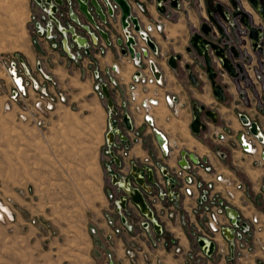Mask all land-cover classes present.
<instances>
[{
	"label": "crops",
	"instance_id": "0c3cea01",
	"mask_svg": "<svg viewBox=\"0 0 264 264\" xmlns=\"http://www.w3.org/2000/svg\"><path fill=\"white\" fill-rule=\"evenodd\" d=\"M234 1L242 11L252 17V26L264 29V24L253 12L247 0ZM134 2L145 8L144 13L141 14L132 3L141 26L149 23H162L164 26L163 32H154L150 35L157 48V55L152 56L151 59L160 73L162 85L139 87L138 101L155 95L159 100L158 105L152 109V115L154 128L166 137L171 147L172 154L170 159L164 161L165 165L171 169L176 167L179 154L185 152L207 159L214 168V173L242 182L248 189V195L236 192L232 202L233 207L240 211L246 220L257 217L259 230L252 239L247 240L254 252L245 250L239 260L228 262L220 253L205 258L198 255L196 241L199 219L194 214L193 202L189 199L179 201L177 207L164 202L152 208L153 218L162 228L161 236H158L153 229L142 230L139 224L134 223L140 220L139 218H135L131 232L121 231L114 235L112 231L119 226V220L112 222L111 219L114 215L116 216L115 212L100 207L93 213L92 233H87L86 255L90 261L89 264H108L109 260H112L113 264H195L197 260H200L201 264H264V250H261L264 247V196L260 194V187L264 185V167L256 166L254 158L242 153L234 143L235 136L241 131V116L256 123L264 135V83L255 81L257 74L264 76V50L263 53H259L252 49L247 32L238 20L233 21L234 30L230 31V26L223 23L217 14L215 15V19L229 37L228 44L235 47L241 56L248 57V62L242 64L243 70L238 77L233 78L222 72V80L219 83L223 85L225 101H218L213 95L204 71L195 69L199 85L194 86L189 81L184 65L191 64L192 58L186 49L189 47L191 35L199 32L203 22L208 21L209 12L215 10L216 5H221L228 13L234 12L231 0H179L178 9H173L169 3L164 4L166 9L164 14L158 11L155 0H134ZM80 22L84 23V19L80 18ZM62 26L64 24L60 23V27ZM114 29L115 32L108 29L112 40L121 33L118 19ZM56 36L61 35L56 33ZM57 37L55 40L38 37L37 47L29 49L24 61L36 80L41 82L43 80L40 75L34 73L37 62L41 64L43 73L52 77V81L47 84L51 98L62 95L61 91H64L66 96L72 94L78 97V106L80 111L82 110L81 115L77 116L78 120L86 128L92 127L93 135L98 141L94 158L99 167L100 176L95 181L94 190L99 201L96 199L86 201L109 202L108 196L114 193V188H112L108 171L112 164L105 153L107 110L105 101L93 91L90 63L93 62L100 70L116 63L120 65V83L111 93L114 103L119 102L123 97L135 69L125 58L119 56L118 50L114 47L100 55L96 54L94 48H90L82 60L71 61L60 48H52V45L57 42ZM172 55L182 57L180 62H176L177 69H172L168 64L169 57ZM241 93H244L243 99H241ZM30 94L34 95V92L30 90ZM167 95L175 97V104L165 103L163 99ZM50 103L57 108L62 106L64 109L69 108L58 100ZM194 104L216 113L215 123L207 120L206 130L198 135L190 130ZM127 112L132 114L137 125L141 123V117L135 114L132 108ZM226 129L230 130L229 135L225 141L218 142L216 136ZM217 148L225 154L224 160L217 157L215 153ZM155 155H159L156 139L151 129H146L142 142L134 145L130 158L126 160V169L123 173L126 174L129 170L130 159L137 161L146 157L155 159ZM199 174L205 180L213 178V175H207L203 171ZM170 214H172L171 218ZM132 215H138V212L133 210ZM110 235L112 239L107 240ZM172 241L180 249L179 253H175ZM214 241L219 248L225 250L226 243L221 236L215 235ZM190 253L194 256L192 260L188 257ZM130 255L133 257L131 258Z\"/></svg>",
	"mask_w": 264,
	"mask_h": 264
},
{
	"label": "rangeland",
	"instance_id": "374dc122",
	"mask_svg": "<svg viewBox=\"0 0 264 264\" xmlns=\"http://www.w3.org/2000/svg\"><path fill=\"white\" fill-rule=\"evenodd\" d=\"M43 16L35 0H0V262L89 264L93 213L100 207L115 212L116 198L86 201H99L94 184L100 170L92 127L77 117L79 99L61 91L69 108L52 104L38 114L31 109L37 96L57 102L47 87L43 95L34 91L18 102L10 99L8 63L19 57L26 65L29 49L37 47L34 23ZM56 17L64 26L71 23L62 9ZM60 38L55 44L61 49Z\"/></svg>",
	"mask_w": 264,
	"mask_h": 264
},
{
	"label": "built area",
	"instance_id": "2783aa9c",
	"mask_svg": "<svg viewBox=\"0 0 264 264\" xmlns=\"http://www.w3.org/2000/svg\"><path fill=\"white\" fill-rule=\"evenodd\" d=\"M35 1L46 14V17L43 16L41 21L36 20L34 23L36 35L45 38L46 40H55L57 37L56 33L60 34L62 28H60V26L56 28L54 21L50 19V17H53L56 22L60 23L56 15L51 12V9L55 6L54 1ZM129 3L132 8V3H134L137 11L141 14L144 13L145 8L141 4L135 3L134 1ZM109 7H111L114 15L113 6L109 5ZM57 10L59 11V7ZM134 14L136 15V13ZM42 20L46 21L45 25L41 23ZM126 23L127 27L123 30L121 29L120 35L114 40L110 38L108 42H105L97 36V32L99 31L108 32L109 28H107V25L105 24L94 25L91 30L88 29L86 32H79V30L75 29L73 25L67 24L68 27L74 28L75 37L86 39L84 44H79L77 39L67 38L66 45H63L62 38H60L61 50L71 61L77 62L82 60L84 54L90 48H94L96 54L100 55L104 54L109 48L114 47L118 50L119 56L125 58L135 69L134 73L130 76L126 91L120 101L114 103L112 99L113 113L106 105L105 96L102 90L103 87H105L111 96V93L120 83L121 67L116 63L104 70H100L93 62L90 63L93 77V91L101 100L105 101L107 110L105 153L112 164L108 169L110 172V181L112 177L119 178L125 175L123 172L126 169V160L130 158L134 145L142 142L146 129H151V133L156 139L159 155H155V159L149 157L140 161L130 159L129 170L127 171L129 172L132 167H144L148 169L153 178L152 184L147 183V186L151 191L146 192L136 185H134V187L139 190L152 213V208L157 204L167 202L174 207H177L179 201L184 199L191 200L193 202V212L199 219L197 226L198 238L196 241L199 249L198 255H200L201 258H205L211 257L215 253H220L221 255H224L228 262L237 261L240 259L243 251L247 250L254 252L247 240L252 239L256 231L259 230V221L257 217L246 220L240 211L235 209L232 204L236 192L248 195V189L242 182L237 181L236 179L227 178L222 174L214 173V168L209 164L207 159L195 157L196 162H193L188 158V154L185 152L179 154L176 167L171 169L165 165L164 161L171 157V147L166 137L154 128V117L152 115V109L158 105L159 100L155 95L152 98L138 101L139 87H160L162 85L160 73L151 59L152 56L157 55V48L155 46V51H152L148 47L147 42H153L150 35L154 32H163L164 26L162 23H149L145 26L139 24L138 30L135 31L129 19L126 20ZM129 38L133 40V43L129 46L132 51V56L126 47ZM93 40H95V43ZM117 40L121 41L120 45L117 44ZM52 48L56 49L57 45L54 43ZM122 51H124L125 54H122ZM247 62L248 57H243L242 64H246ZM7 73L13 82L10 92V99L13 102H18L26 98L29 95L30 90L33 92H39L43 95V91H45L47 87L46 83L52 81L51 76L43 73V68L39 62L36 63L34 73L40 75L43 80L42 82L36 80L19 57L8 63ZM255 81L257 83H264V76L257 74L255 76ZM240 96L241 99H243L244 93H241ZM56 99L60 103L65 102V97L63 95H58ZM163 100L167 104H175V97L170 95L165 96ZM49 101L45 104V102L43 103L42 98L37 96L31 105V109L36 114L48 110L50 111L52 109V104ZM131 108L134 110L135 114L141 117V123H139V125L136 124V120L132 114L127 112V110H130ZM19 116L21 119H24L23 114L20 113ZM124 117L127 118L130 125L129 130L126 128L123 121ZM37 123L39 124V122ZM250 129V121L242 123L241 131L235 136L234 143L242 153L254 158L256 166L264 167V135L259 129L256 134H252ZM229 132L230 130L226 129L218 134L216 136L217 141H225ZM156 135L160 136L159 140ZM110 136L112 137L111 141ZM215 153L221 160H224L226 157L220 148H217ZM115 158L119 161V166L115 165ZM200 171H203L207 175H213V178L210 180L203 179L199 174ZM142 177L145 180L147 179L145 172L142 173ZM112 188H114V193L113 195L110 194L109 198H116L114 202V210L119 218V226L115 227L112 233L116 235L121 231L129 233L133 230V221L131 222V220H129L130 216L133 214V210L138 212V215L135 216L140 220H137L136 224H139L142 230L147 231L153 229L152 222L149 221L129 199H125V209H121V202L117 196L120 194V184L116 183L115 185H112ZM221 189L223 191H221ZM260 194L264 196V185L260 187ZM169 217L171 218L172 214H170ZM109 223L112 224V222ZM155 223L157 222L155 221ZM157 225L159 224L157 223ZM157 235H162V228L160 234ZM215 235L221 236L226 243L225 250L219 248L214 241ZM111 239V235L107 237V240ZM199 241H204L208 245L213 243V252L211 255L207 254L208 250L204 251L203 248L199 246ZM171 243L175 246V253H179L180 249L176 247V243L174 241ZM261 250H264V247H262ZM130 257L132 258L133 256L130 255ZM188 257L191 260L194 258L192 253L188 254ZM108 264H113L112 260H109ZM195 264H201L200 260H197Z\"/></svg>",
	"mask_w": 264,
	"mask_h": 264
},
{
	"label": "water",
	"instance_id": "95a60500",
	"mask_svg": "<svg viewBox=\"0 0 264 264\" xmlns=\"http://www.w3.org/2000/svg\"><path fill=\"white\" fill-rule=\"evenodd\" d=\"M55 6L51 9V12L56 15L57 8L59 11L62 9L65 12V16L68 20L74 25V28L79 30V32H86L88 29L97 24H105L110 31L115 32L114 24L118 22L121 29L127 27L126 20L129 19L133 25L135 31L139 28V22L137 16L134 14L133 8L129 2L134 0H53ZM157 9L161 14L165 13L164 4L169 3L173 9H178L179 0H155ZM253 12L261 19L264 24V0H247ZM232 7L234 9L233 13H228L221 5H216L215 10L209 12L208 21L203 22L199 32L191 35L189 40V47L186 49V52L192 58L191 64L184 65V71L187 72V77L192 85H199L196 68L204 71L207 75V79L210 82L212 92L214 97L218 101H225L224 88L221 83L222 72H225L230 77H238L242 73V63L240 53L237 49L229 45V37L226 35L225 30L218 21L215 19L217 14L223 23L230 26V31L234 30L233 21L238 20L241 26L247 32V38L250 41L252 49L263 53L264 50V29L262 27H254L251 25L252 17L247 13L242 11L237 3L234 0H231ZM110 6L114 8V15ZM58 11V12H59ZM132 12V13H131ZM132 14V15H131ZM80 18L84 19V23L80 22ZM54 21L56 28L60 26L59 22L53 17H50ZM70 23V24H71ZM60 35L62 38V44L66 45L67 38L77 39L79 44H84L86 39L77 38L74 35V28L62 26L60 27ZM97 36L103 39L105 42H108L110 39V33L108 32H97ZM95 43V40H93ZM133 43L131 38L128 39L126 47L130 55L132 56V51L129 48L130 44ZM117 44L120 45L121 41L117 40ZM148 47L155 51V44L151 41L147 42ZM122 54H125L122 51ZM182 59L179 55H172L169 57L168 64L172 69H177L176 62H180ZM237 62V63H236ZM158 76V75H157ZM103 94L105 96L107 107L113 111V101L108 92V90L103 87ZM192 116L193 120L190 124V130L193 134L198 135L200 132L206 130L205 122L211 120L215 123L216 113L211 110H207L203 106L194 104L192 107ZM242 123L249 122L248 118L245 116L240 117ZM124 123L126 128L129 130L130 125L126 117H124ZM250 132L256 134L258 132V126L256 123L250 122ZM157 139H160L159 135H156ZM112 137L110 136V141ZM185 154V153H184ZM182 154V155H184ZM188 158L196 162L195 156L187 155ZM115 165L119 166V161L114 159ZM145 172L147 179L145 180L142 177V173ZM165 174V173H164ZM116 183L120 184V194L118 196L120 200L121 209H125V199H129L131 203L144 214L149 221L152 222L153 229L156 234H160L161 226L155 223L153 218V213L146 205L141 193L139 190L134 187L141 188L146 192H150V188L147 186V183H153V178L151 172L144 167H132L129 172L125 175L116 178H111V184L115 185ZM135 183V184H134ZM127 188H125V187ZM199 246L203 248L204 251H207L208 255H211L213 252V243L209 245L204 241H199Z\"/></svg>",
	"mask_w": 264,
	"mask_h": 264
},
{
	"label": "flooded vegetation",
	"instance_id": "af4514ba",
	"mask_svg": "<svg viewBox=\"0 0 264 264\" xmlns=\"http://www.w3.org/2000/svg\"><path fill=\"white\" fill-rule=\"evenodd\" d=\"M240 56H241V54H240ZM243 57H245V56H241V60H240V61H241V63H242V59H243Z\"/></svg>",
	"mask_w": 264,
	"mask_h": 264
},
{
	"label": "bare ground",
	"instance_id": "6f19581e",
	"mask_svg": "<svg viewBox=\"0 0 264 264\" xmlns=\"http://www.w3.org/2000/svg\"><path fill=\"white\" fill-rule=\"evenodd\" d=\"M125 187V186H124ZM126 188V187H125ZM127 189V188H126ZM3 211V210H2ZM4 212V211H3Z\"/></svg>",
	"mask_w": 264,
	"mask_h": 264
}]
</instances>
